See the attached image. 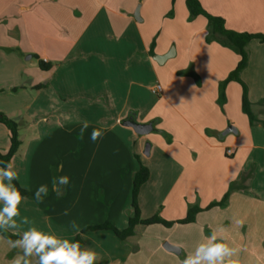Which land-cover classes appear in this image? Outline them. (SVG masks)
Here are the masks:
<instances>
[{"label":"crops","instance_id":"crops-1","mask_svg":"<svg viewBox=\"0 0 264 264\" xmlns=\"http://www.w3.org/2000/svg\"><path fill=\"white\" fill-rule=\"evenodd\" d=\"M127 1L0 0V113L15 119L27 113L32 122L27 152L23 153L26 142L20 136L22 145L12 160L18 177L31 180L21 184L34 194L36 184L48 181L53 148L70 153L74 140L78 143L75 135H81L87 121L79 140L85 147L82 160L90 162L85 177L108 183L113 198L108 220L124 230L133 214L128 211L130 195L140 168L137 138L144 136L124 122L152 123L148 156L155 154L157 162L148 166L150 178L140 190L143 219L159 214L167 221H179L191 208L204 210L220 201L232 183L240 189L232 192L225 207L200 212L194 223L171 228L139 225L136 235L125 242L109 231H93L81 249L96 252L95 264H182L198 244L217 232L218 242L237 249L232 259L238 264H264V43L257 39L249 43V63L241 73L258 119L251 125L242 109L239 82L228 84L226 103H219L220 83L236 69L240 56L207 41L208 19L190 20L186 0H132V8L127 4L121 12L120 5ZM199 1L208 14L225 19L228 30L264 35V0ZM41 27L48 34L45 43L50 42V51L42 54L50 65L49 87L44 90L37 87L40 70L23 59L33 49L23 48L24 35L31 37ZM63 33L62 39L56 36ZM174 42L173 56L159 65L154 56L170 54ZM157 84L163 88L161 95L152 93ZM46 94L48 107L43 111L41 98ZM41 122L49 123V132L37 133ZM3 126L0 123V152L5 153L10 138ZM230 126L236 134H224ZM94 129L103 133L95 141ZM122 162L125 167L119 170ZM109 164L113 169H104ZM64 170L60 165V175L68 176ZM120 172L125 174L123 191ZM51 190L43 202L23 197L18 227L9 230L22 235L36 227L57 236L56 230L66 226L63 219L76 211L86 218L85 225L105 220L94 196L82 200V192V202L69 207L65 198L52 199ZM122 192L118 204L115 199L118 202ZM23 217L28 224L21 223ZM57 237L73 242L76 234ZM167 243L180 252L166 250ZM11 253L16 258L23 250L11 247L0 233V264H12ZM152 256L159 260L152 263ZM30 260L37 264L36 256Z\"/></svg>","mask_w":264,"mask_h":264},{"label":"rangeland","instance_id":"rangeland-1","mask_svg":"<svg viewBox=\"0 0 264 264\" xmlns=\"http://www.w3.org/2000/svg\"><path fill=\"white\" fill-rule=\"evenodd\" d=\"M122 1H124V0H122ZM125 5H127L129 8H132V0H129V3H128V1L127 2H122V5H120V6H122V8H120L121 12H124L123 8H125L124 7ZM138 7H139V5L135 9V12L137 11ZM173 16H174V12L172 10L168 14V17L171 18ZM41 28H43V29H40L36 34L32 33L31 37H28L27 34L24 35L23 48H24V46L25 47H28V46L31 47L32 46L33 49H32V51L30 53L25 54L23 56V59L28 60V62H30L28 65H35L36 68L40 70V74H41L40 83H39V85L37 87H40L41 89L44 90V89H48V87H49V76H48V74H47L48 72L46 70H43V69L40 68V63L43 61L42 54L44 52H46V51L47 52L50 51V50H48L50 42L48 41V42L45 43V41H46L45 38L48 39V34L45 31L44 27H41ZM56 36L58 38L62 39V38H64L66 36V34L65 33L57 34ZM29 38H31L32 41H29L28 40ZM175 45H176L175 42L172 43L168 53H170V52H172L174 50ZM15 52L20 56V52L21 51L19 52V51L15 50ZM31 56H33V58ZM159 65H161V64L159 63ZM145 83L147 84V86H149V83L151 84V80H148V82H145ZM153 83H154V81H153ZM37 87H36V89H37ZM47 101H48V99H47V94H46V95H44L41 98V102H42L41 105L44 106L45 108L48 107L47 106ZM43 104H45V105H43ZM43 111H47V108L44 109ZM9 118L15 120L19 124L20 136L23 137L25 142H26L24 150H23V153H26L27 152V148H28V143L30 142V139L32 137V133L28 129V128H30L32 126V122L28 118V114L27 113H25L22 117H17L16 119L14 117L13 118L9 117ZM39 118H41V117H39ZM49 126H50L49 123L41 122L40 129L39 130L37 129L38 130L37 133L38 132H45V133L49 132ZM3 127H5V129H7V127L5 125ZM80 136L81 135H79V133H77V135H75V137L78 139L77 140L78 143H75V140H74L73 145L70 147L71 148L70 149L71 150L70 153L69 152L66 153V152L61 151L63 149H60V150L56 151L53 148L52 153H50V155H49L50 164H49L48 168L50 170V179H47L48 181H46V179L43 180L44 182L41 185H47L49 189H52V179H53V177H60L61 176L60 175V171H59L60 165H64L65 166V170L64 171H65V173L68 174V177H69V183L64 188H68V189L65 191L64 188H63V194L60 195V196H57L56 193H54V194L51 193L52 199L54 198L55 200H60L61 198H65L67 200L66 201L67 205H69V207H71L73 205H76L77 203L80 204V202H82V200L85 199L87 196H89L91 199H92V196H94L93 197V200H94L93 202L98 203L99 204L98 206H99L100 210L103 211V213L105 214V220L100 225L105 224V223H111V221L108 220V215L107 214L110 212V209L113 206V198H112V195H111L112 192L109 189L108 183L107 184L105 183V180H102L101 178H99V179H91V178H86L85 177V172L89 168L90 162L82 160L81 151L85 147L79 143ZM149 136H151V135L149 134V135L139 136L140 138H137V139H141L139 141V145H141V146H139V150H138L139 151V156L138 157L140 158L141 163L147 168H148V166L151 163L154 162V164H156V162H157L156 159L154 158L155 154L153 156L152 155L147 156V155L144 154L146 146L148 144H151L150 140H147V138ZM125 162H127V158L126 157H125ZM69 163H70V165H68ZM124 163L123 162L121 163L122 165L119 166V170H121V169H123L125 167ZM104 169H113V168L111 167V164H109V165H106ZM92 170H93V168H92ZM122 173L120 172V174H118V176L120 175V179H119L120 182H121V187L120 188L123 191L125 185L123 183V181H124L123 178L124 177L121 178V175L123 176L125 174H122ZM16 180L20 183V185L25 190L30 192V190L26 189L21 184L22 182H25V183L27 182L29 184L30 181H31L30 178H26V177L21 175V177L19 176ZM94 181H95V183H94ZM102 181H104V183H102ZM133 181H134V179H133ZM36 185H38V187L40 186V184H36ZM132 191H133V185H132V190H131V195H130V208L128 209V211H130V213L131 212L133 213V211H132L133 210L132 209ZM51 192H52V190H51ZM82 192H83L82 200H80ZM123 195H124V192H122L121 199L119 198L118 202H117V199H115L116 203H118V204L121 203ZM28 197H32L33 199L35 198L34 194H32L31 192H30V196H28ZM155 203H157V202L155 201ZM114 207H115V202H114ZM128 211L125 212L126 216H129L128 214H130V213H128ZM156 216L161 217L159 214H157ZM73 221H75L76 224L79 226L80 230L78 232L75 229H73V227H72V222ZM63 222L66 223V226L64 228L65 230L62 229V228L56 230V232H57L56 234L59 237H63V235H72V234H76V237H77L88 226H95V224H92V223H89V224L85 225V223H87L86 222V218L83 217L78 211L74 212L71 216L64 218ZM7 231L11 232L13 234H18V233H15L13 231H10L9 229ZM101 231H106V230H101ZM92 232L93 231L85 232L83 234V238L85 239V236L87 234H89V233H92ZM109 232L113 233V235H116L113 231H109ZM18 235H20V234H18ZM13 259H14L13 258V254L11 253L9 255L10 263H12L11 261ZM150 260L152 261V263L153 262L155 263V261H158L159 259H158V256H152L150 258Z\"/></svg>","mask_w":264,"mask_h":264},{"label":"clouds","instance_id":"clouds-1","mask_svg":"<svg viewBox=\"0 0 264 264\" xmlns=\"http://www.w3.org/2000/svg\"><path fill=\"white\" fill-rule=\"evenodd\" d=\"M87 127L88 122L84 121L81 139L83 131ZM102 134L100 130L94 129L91 133V139L95 141ZM17 178L18 174L11 161L0 167V202L3 203V207L0 208V229L5 231L18 227L16 217L20 215L19 205L23 197L12 183ZM68 183V176L53 177L52 191L60 196ZM48 192L47 185H40L34 193L35 199L38 202H43V197L47 196ZM21 223L28 224V218L23 217ZM72 227L77 232L80 230L75 221L72 222ZM9 243L11 247L23 250V255L14 258L12 264H32L30 257L33 256L38 257L37 264H95L97 260L96 252L90 249L82 250L79 242H70L67 239L58 238L54 234L45 233L36 227H30L22 233L19 239L9 241ZM236 252L237 249L230 247L227 243L218 242V234L213 232L204 242L197 245L194 252L185 257L182 264H238L237 260L232 259Z\"/></svg>","mask_w":264,"mask_h":264},{"label":"trees","instance_id":"trees-1","mask_svg":"<svg viewBox=\"0 0 264 264\" xmlns=\"http://www.w3.org/2000/svg\"><path fill=\"white\" fill-rule=\"evenodd\" d=\"M175 2V0H173ZM187 7L190 11V20L195 19L198 16H205L208 19V35L207 41L218 42L224 47L230 48L234 52H236L240 56V61L236 69L229 75V77L220 83L219 88V103L220 105H224L226 103V88L230 82L237 81L243 87V100H242V109L243 112L248 116L251 125H255L258 122L256 115L252 110V104L248 98V88L245 83L241 80L242 71L248 66L249 63V53H248V45L249 43L257 39L260 42L264 43V35L263 34H250V33H238L230 31L226 28V21L221 17H216L208 14L203 8L202 4L199 0H186ZM155 42L152 44V54H154ZM40 68L43 70H49L50 65L45 62L40 63ZM40 88V87H39ZM0 123L4 124L9 132L10 138V149L3 153L0 152V167L4 166V163L13 160V158L18 153L22 141L20 139L19 132V124L15 120L9 118L7 115L0 113ZM264 124V123H263ZM140 168L138 172L135 174L133 181V191H132V211L133 214L129 219V225L126 229L120 230L112 223H105L102 225L88 226L83 230L81 234H79L73 242H79L81 248L84 246V238L83 234L87 231H98V230H106L113 231L116 236L122 241L125 242L130 238H133L136 235V227L139 225H154L161 224L165 227H172L175 224H191L196 221V216L204 211L210 210L215 207H225L230 199L232 192L239 190L240 186L237 185L236 182L232 183L230 189L225 194V196L220 200L211 203L206 209H201L198 207L191 208L189 210L188 216L185 219L179 221H167L162 217L155 216L150 219H143L141 215V210L139 206V195L141 188L148 182L150 178V172L147 167H145L140 158L137 157ZM15 187L20 191L22 197L30 196V192L25 190L17 180L12 182ZM0 233L3 237L8 239L9 241H15L20 238L21 235L13 234L11 232L0 229ZM38 261V257H37Z\"/></svg>","mask_w":264,"mask_h":264},{"label":"water","instance_id":"water-1","mask_svg":"<svg viewBox=\"0 0 264 264\" xmlns=\"http://www.w3.org/2000/svg\"><path fill=\"white\" fill-rule=\"evenodd\" d=\"M173 55L170 53L166 56H154V60L157 61L158 63L160 64H163L167 59L171 58ZM124 125L125 126H129V127H132L134 129V131L138 134V135H148L150 133L153 132L154 130V127H153V124L152 123H148V124H141V123H137L136 121L134 120H127L124 122ZM230 133H237V130L234 126H230L225 132L224 134H230ZM150 148H151V145L148 144L146 146V149L144 151V154L145 155H149L150 154ZM165 249L170 251V252H174V253H179L180 252V249H178L177 247H174L170 244H166L164 245Z\"/></svg>","mask_w":264,"mask_h":264},{"label":"built area","instance_id":"built-area-1","mask_svg":"<svg viewBox=\"0 0 264 264\" xmlns=\"http://www.w3.org/2000/svg\"><path fill=\"white\" fill-rule=\"evenodd\" d=\"M152 93L154 95H161V94H163V88H162V86L160 84L155 85L152 88ZM227 153H228V155L232 154V150L228 149L227 150Z\"/></svg>","mask_w":264,"mask_h":264}]
</instances>
